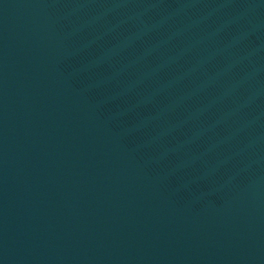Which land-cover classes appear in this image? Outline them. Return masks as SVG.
<instances>
[{"label":"water","instance_id":"obj_1","mask_svg":"<svg viewBox=\"0 0 264 264\" xmlns=\"http://www.w3.org/2000/svg\"><path fill=\"white\" fill-rule=\"evenodd\" d=\"M0 264H264V0H0Z\"/></svg>","mask_w":264,"mask_h":264}]
</instances>
